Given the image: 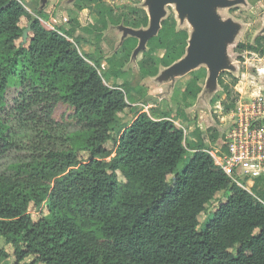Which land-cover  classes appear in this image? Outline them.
Returning a JSON list of instances; mask_svg holds the SVG:
<instances>
[{
    "label": "trees",
    "instance_id": "16d2710c",
    "mask_svg": "<svg viewBox=\"0 0 264 264\" xmlns=\"http://www.w3.org/2000/svg\"><path fill=\"white\" fill-rule=\"evenodd\" d=\"M80 1L98 19L84 26L75 17L65 29L47 27L22 0H0V238L11 250L0 246V264L12 256V264H264V175L251 190L238 185L202 131H194L189 151L169 116L139 110L115 138L130 88L109 85L100 61L70 37L82 27L100 43L110 25L146 27L149 14L142 5ZM23 18L32 20L26 41ZM189 38L174 15L164 17L141 51V74H159L158 50L163 67L182 58ZM138 44L133 35L122 40L124 54L108 60V78L125 72ZM236 49L263 55L264 35ZM202 76L188 81L184 101L198 98ZM219 80L228 112L239 78ZM59 102L74 106L77 127L54 118ZM223 190L227 199L201 225L206 204Z\"/></svg>",
    "mask_w": 264,
    "mask_h": 264
},
{
    "label": "rangeland",
    "instance_id": "374dc122",
    "mask_svg": "<svg viewBox=\"0 0 264 264\" xmlns=\"http://www.w3.org/2000/svg\"><path fill=\"white\" fill-rule=\"evenodd\" d=\"M26 8L35 16H39L41 21L49 28L61 27L70 28L75 26V17H78L82 25L86 26L89 23L95 22L98 18L95 13L89 9V5L80 0H22ZM107 3L114 6L122 5H142L149 11V4L147 0H105ZM81 3L83 8H78L77 4ZM91 8L94 4H91ZM166 16L174 15L178 21L179 26L187 27L191 33L194 31V26L185 16L183 19L177 9L176 3L166 4ZM39 10H42L40 12ZM216 13L222 20L232 19L237 25V33L234 39L228 43L226 55L228 63L227 69L219 72L215 84L209 81L210 70L206 63H201L197 67L192 68L186 72H181L174 77H167L163 80L159 76L166 67L159 63L161 53L159 50L155 52L154 56L157 64L160 67L159 74L156 76L142 75L138 60L141 57V51L125 64V72L118 78L107 76V71L111 64L108 60L120 58L124 54L121 48V42L125 35L123 26L110 25L104 31V40L97 43L95 34L87 33L82 27L77 30L78 36L70 37L76 45L85 52L92 61H100L101 65L99 71L103 74L105 81L109 85L121 84L124 88H130L127 94L129 106L118 113V123L113 130V136L118 137L121 130L129 125L135 118L136 113L141 111L149 112L153 117L169 116L174 120H178L180 124L184 125L190 133L186 139L189 151L192 147L193 134L196 129L202 131L204 139L212 140L214 129H219L220 133L223 127L221 116L223 114V107L221 101L225 98L223 83L220 82L222 77L223 82L227 83L231 80L233 75L239 78L236 89L239 95L243 98H248L258 92L264 93V54L260 55L257 52H239L236 46L239 42H254L258 35H264V0H241L229 6H217ZM23 26L28 25L26 18L22 19ZM150 26L140 27L147 29ZM136 28V29H140ZM189 38V40H190ZM134 53V52H133ZM188 51L183 56H187ZM240 55L243 58H240ZM181 59V58H180ZM178 61V60H177ZM168 67V66H167ZM198 73L203 76L200 83L203 85V90L198 98L192 101H184L182 99V92L190 79L195 77ZM54 118L65 122L68 126L77 127V115L74 106L66 102H59L54 111ZM217 137L213 139H217ZM109 148L114 147V141L110 140ZM85 155V154H84ZM86 158V155L83 157ZM182 167V164L180 165ZM172 174L169 175V178ZM261 189L264 188V183H260ZM229 195L228 190L219 192L215 198L206 204V209L200 215L201 225L209 220L219 205L227 199ZM34 210V207H33ZM0 246L6 247L9 251L10 247L5 243L4 238H0ZM14 257L5 259L1 264H12Z\"/></svg>",
    "mask_w": 264,
    "mask_h": 264
},
{
    "label": "water",
    "instance_id": "95a60500",
    "mask_svg": "<svg viewBox=\"0 0 264 264\" xmlns=\"http://www.w3.org/2000/svg\"><path fill=\"white\" fill-rule=\"evenodd\" d=\"M239 1L241 0H147L150 26L147 29L123 26V39L128 35L139 38V44L133 53L137 55L147 47L148 40L161 28V21L166 15V4L176 3L180 17L183 19L187 16L194 26V31L187 47V56L166 67L159 79L174 77L206 63L210 70L209 81L215 84L219 72L230 65L226 55L227 45L234 39L238 29L232 19L222 20L215 9L217 6H229ZM31 24L32 20L23 30L25 41Z\"/></svg>",
    "mask_w": 264,
    "mask_h": 264
},
{
    "label": "built area",
    "instance_id": "2783aa9c",
    "mask_svg": "<svg viewBox=\"0 0 264 264\" xmlns=\"http://www.w3.org/2000/svg\"><path fill=\"white\" fill-rule=\"evenodd\" d=\"M221 120L223 133L216 141L205 140L207 150L233 181L251 190L256 178L264 175V93L248 98L239 95ZM174 122L183 128L187 139L189 130L178 120Z\"/></svg>",
    "mask_w": 264,
    "mask_h": 264
},
{
    "label": "crops",
    "instance_id": "0c3cea01",
    "mask_svg": "<svg viewBox=\"0 0 264 264\" xmlns=\"http://www.w3.org/2000/svg\"><path fill=\"white\" fill-rule=\"evenodd\" d=\"M76 35L78 36V34L76 33ZM189 133H190V131H189ZM188 137H189V135H188ZM193 139L195 140L196 139V137H195V135L193 134Z\"/></svg>",
    "mask_w": 264,
    "mask_h": 264
}]
</instances>
